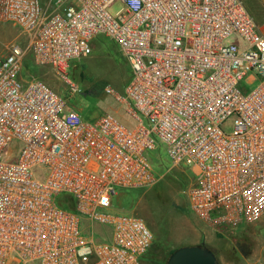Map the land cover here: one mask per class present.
Masks as SVG:
<instances>
[{"label":"built area","instance_id":"built-area-1","mask_svg":"<svg viewBox=\"0 0 264 264\" xmlns=\"http://www.w3.org/2000/svg\"><path fill=\"white\" fill-rule=\"evenodd\" d=\"M0 20L26 37L0 58V264H141L153 234L111 199L156 184L161 147L190 171L199 221L230 229L264 214V35L241 0H0ZM99 35L130 70L123 91L103 93L132 126L62 116L60 94L21 77L28 53L76 93L66 71Z\"/></svg>","mask_w":264,"mask_h":264},{"label":"rangeland","instance_id":"rangeland-1","mask_svg":"<svg viewBox=\"0 0 264 264\" xmlns=\"http://www.w3.org/2000/svg\"><path fill=\"white\" fill-rule=\"evenodd\" d=\"M241 1L264 35V0ZM120 8L115 3L108 8V12L115 16ZM11 44L25 46L26 37L18 27L0 20V58ZM92 45L93 52L71 62L66 71L77 86L78 91L74 94H70L69 87L51 68L34 65L28 53L22 64L21 77L23 80L31 76L39 77L60 94L66 101L62 116L75 109L82 120L94 122L102 114L108 113L132 126L134 120L127 114L125 105L103 93L106 86L123 91L130 76L128 65L108 38L96 36ZM231 130L232 126L228 123L225 131ZM150 156L155 162L154 172L159 177L156 184L146 189H117L111 199L110 210L135 214L151 230L153 242L141 264H166L170 252L181 246H189L193 236L203 235L208 228L188 210L184 191L193 180L190 171L182 165L171 166L162 147L150 153ZM79 230L83 235L90 232L82 218ZM229 230L225 235L218 234L216 243L207 247L214 253L218 264H264V214L255 222Z\"/></svg>","mask_w":264,"mask_h":264},{"label":"water","instance_id":"water-1","mask_svg":"<svg viewBox=\"0 0 264 264\" xmlns=\"http://www.w3.org/2000/svg\"><path fill=\"white\" fill-rule=\"evenodd\" d=\"M166 264H218L214 253L204 245L181 246L167 258Z\"/></svg>","mask_w":264,"mask_h":264},{"label":"crops","instance_id":"crops-1","mask_svg":"<svg viewBox=\"0 0 264 264\" xmlns=\"http://www.w3.org/2000/svg\"><path fill=\"white\" fill-rule=\"evenodd\" d=\"M204 225H206L208 229L203 233V235L198 231L200 234L198 236H193V241L188 244L189 246L204 245L206 247H210L212 244L216 243L218 234L225 235L230 231L226 227H211L206 223H204Z\"/></svg>","mask_w":264,"mask_h":264},{"label":"trees","instance_id":"trees-1","mask_svg":"<svg viewBox=\"0 0 264 264\" xmlns=\"http://www.w3.org/2000/svg\"><path fill=\"white\" fill-rule=\"evenodd\" d=\"M174 251H175V250H174ZM172 252H173V251H172ZM172 252H170V254H171ZM170 254H169V255H170Z\"/></svg>","mask_w":264,"mask_h":264}]
</instances>
